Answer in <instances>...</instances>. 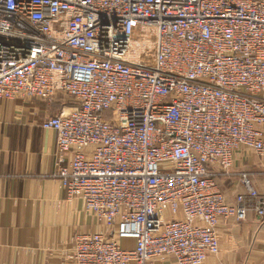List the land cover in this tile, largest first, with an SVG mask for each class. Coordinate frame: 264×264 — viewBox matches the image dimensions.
<instances>
[{
    "label": "built area",
    "instance_id": "built-area-1",
    "mask_svg": "<svg viewBox=\"0 0 264 264\" xmlns=\"http://www.w3.org/2000/svg\"><path fill=\"white\" fill-rule=\"evenodd\" d=\"M59 95L54 177L105 227L76 264H204L220 222H264L220 184L264 159V0H0V100Z\"/></svg>",
    "mask_w": 264,
    "mask_h": 264
},
{
    "label": "crops",
    "instance_id": "crops-1",
    "mask_svg": "<svg viewBox=\"0 0 264 264\" xmlns=\"http://www.w3.org/2000/svg\"><path fill=\"white\" fill-rule=\"evenodd\" d=\"M73 105L60 96L31 103L0 100V264H76L77 238L105 231L54 177L57 136L42 123ZM220 184L229 205L240 195L264 196V159L237 152L230 176H221ZM217 233L220 253L204 264H264V222L253 210L245 221L220 222Z\"/></svg>",
    "mask_w": 264,
    "mask_h": 264
},
{
    "label": "rangeland",
    "instance_id": "rangeland-1",
    "mask_svg": "<svg viewBox=\"0 0 264 264\" xmlns=\"http://www.w3.org/2000/svg\"><path fill=\"white\" fill-rule=\"evenodd\" d=\"M60 96V95H59ZM61 97V99H62V101L63 102H66V103H70L71 102V99L70 98H68V97H64V96H60ZM54 98V96L53 97H51L50 99H53ZM50 99H48V100H50ZM1 101H3V100H1ZM12 101H22L23 103H31V102H33V101H43L42 99H39V100H31V99H27V98H19V99H17V100H12ZM45 101V100H44ZM53 116V115H52ZM244 152V153H246V155L248 154V155H252V156H255L258 160H259V158L257 157V155H256V153L254 152V151H252V150H250V149H246V148H243V149H241L239 152Z\"/></svg>",
    "mask_w": 264,
    "mask_h": 264
}]
</instances>
